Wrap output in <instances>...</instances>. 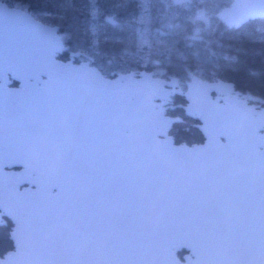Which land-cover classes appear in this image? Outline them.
Masks as SVG:
<instances>
[{"label": "snow or ice", "instance_id": "6c2138e0", "mask_svg": "<svg viewBox=\"0 0 264 264\" xmlns=\"http://www.w3.org/2000/svg\"><path fill=\"white\" fill-rule=\"evenodd\" d=\"M25 23L39 34L0 0V67L39 84ZM41 37L53 60L54 40ZM130 119L111 96L36 87L5 104L0 86V264H153L162 245L166 264H191L189 254L264 264V114L238 150L192 161L143 139ZM50 175L52 197L21 198Z\"/></svg>", "mask_w": 264, "mask_h": 264}, {"label": "water", "instance_id": "95a60500", "mask_svg": "<svg viewBox=\"0 0 264 264\" xmlns=\"http://www.w3.org/2000/svg\"><path fill=\"white\" fill-rule=\"evenodd\" d=\"M6 8L16 13L21 19H26L33 25L39 34L32 35L30 26L25 23L21 32L29 39L27 55L39 62V84L34 73L21 70L10 78L9 66L5 62L0 67V86L3 88V100L7 104L11 101H23L34 88L47 89L55 95L59 90H79L82 95L89 93L101 96H111L114 102L120 105L131 115L127 121L128 127L136 129L145 140H152L157 145H165L177 153L180 160H197L209 155L220 156L229 150H238L241 147L240 132L248 126L255 116L264 114V105L257 107L243 98L235 89L234 83L218 78L207 80L195 73L189 75L183 89L176 76L163 78L155 76L152 71L142 70L138 73H118L115 77H106L97 67L90 65L89 61L74 63L71 60L63 61L58 56L69 50L59 27L37 20L29 11L13 7L4 2ZM218 21L229 29L238 30L249 21L264 20V0H232L229 6L223 7L215 14ZM51 38L56 44L53 60L45 54L42 37ZM87 55L78 51L71 53V57ZM55 64V68H49ZM17 86H12V82ZM182 95L186 103L182 106L186 115L198 121L196 127L203 135L200 143H176L169 135V128L178 117L166 114L170 93ZM12 93L14 95H9ZM165 122L161 129L157 120ZM163 135V138H161ZM16 169H5V174L16 172ZM56 182V177L50 175L42 185L39 192L20 189L21 198L48 199L54 194L49 191L50 185ZM188 253L185 252L184 255ZM190 255L191 264H196V257ZM153 264H166L164 245L160 255Z\"/></svg>", "mask_w": 264, "mask_h": 264}, {"label": "trees", "instance_id": "16d2710c", "mask_svg": "<svg viewBox=\"0 0 264 264\" xmlns=\"http://www.w3.org/2000/svg\"><path fill=\"white\" fill-rule=\"evenodd\" d=\"M5 1L10 6L26 8L28 11H34L40 7L46 11L55 12L46 4L33 2L34 0ZM92 5L96 9L95 13L68 8L63 11L62 18L52 20V23L59 27V33L65 36L64 41L69 46L68 51L58 56L59 59L67 61L72 58L71 53L83 49L89 51L90 55L87 57L97 64L99 54L96 51L103 52V46L96 45L94 39L96 35L93 34V30L97 31V35L102 32L108 36L116 35L117 30L114 25H128L129 15L135 8L132 1L117 3L115 0H93ZM217 25L218 30L212 35L197 34L198 30L194 28V38L184 40L182 36L184 45L177 50L165 49L161 53L156 52L152 55L155 60H129L125 64V69L134 72L153 70L154 63H157L164 65L162 77L166 78L176 76L185 82L191 73L207 80L222 78L234 83L235 89L242 96L250 97L251 103L257 107L263 106L264 20L249 21L238 30L229 29L219 21ZM106 67L101 72L106 77H115V66L110 64ZM17 85V82H12V86ZM185 103L182 95L173 96L175 108H170L166 114L178 117V121L172 124L169 134L176 143H200L204 138L196 127L198 121L186 115L182 108ZM7 230L4 228L3 232L6 234Z\"/></svg>", "mask_w": 264, "mask_h": 264}, {"label": "rangeland", "instance_id": "374dc122", "mask_svg": "<svg viewBox=\"0 0 264 264\" xmlns=\"http://www.w3.org/2000/svg\"><path fill=\"white\" fill-rule=\"evenodd\" d=\"M115 1L117 3L132 1L135 8L129 15L128 25H114L117 30L116 35L108 36L103 32L97 35V31L93 30V34L96 35L94 38L96 45L101 44L103 46V52L96 51L99 54L98 63L95 64L93 60L89 59L87 57L90 55L89 51L83 49H79V51L84 52L87 55L86 57H73L68 60L77 64L82 61H89L90 65L97 67L100 71L106 69L107 65L112 64V66H115L116 75L118 73L134 72L125 69V64L129 60H155L152 55L156 52L161 53L165 49L177 50L181 45H184L181 39L182 36H184V40L194 38V28L198 30L197 34L201 35L215 33L218 30V20L215 14L232 2V0ZM4 2L6 1L4 0ZM33 2H42L47 7L55 10V12L46 11L39 7L37 10L29 11L37 20L53 26L57 24H53L52 20L62 18L63 11L68 8L84 10L89 13L96 12L92 5L93 0H34ZM17 8L28 11L26 8ZM194 24L195 27H193ZM61 36L64 39L65 36L62 34ZM153 67V70L147 71H152L155 76L162 77L164 65L154 63ZM185 82L180 80L183 86H185ZM242 97L249 102L251 101L247 95Z\"/></svg>", "mask_w": 264, "mask_h": 264}, {"label": "flooded vegetation", "instance_id": "af4514ba", "mask_svg": "<svg viewBox=\"0 0 264 264\" xmlns=\"http://www.w3.org/2000/svg\"><path fill=\"white\" fill-rule=\"evenodd\" d=\"M181 84V83H180ZM181 86H182V84H181ZM182 88H183V86H182ZM184 89V88H183ZM174 95H179V94H176V93H173V92H171L170 93V95H169V98H168V108L166 109V112L171 108V109H174L175 108V106L173 105V96ZM171 128V127H170ZM170 128H169V130H170ZM185 254V253H184Z\"/></svg>", "mask_w": 264, "mask_h": 264}]
</instances>
